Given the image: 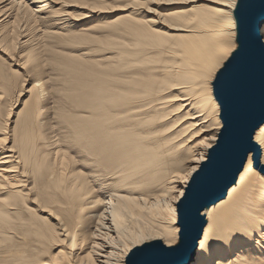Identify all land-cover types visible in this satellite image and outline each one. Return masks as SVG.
<instances>
[{
    "label": "bare ground",
    "instance_id": "1",
    "mask_svg": "<svg viewBox=\"0 0 264 264\" xmlns=\"http://www.w3.org/2000/svg\"><path fill=\"white\" fill-rule=\"evenodd\" d=\"M120 1L0 0V56L19 72L27 74L28 64H18L15 53L30 47L34 25L61 45L80 46L79 54L53 57L64 76L57 122L75 158L46 161L38 146L41 134L35 140L31 128L36 114L26 115L13 146L0 144V264H123L124 246L137 237L162 244L179 225L177 236L190 239L172 189L184 186L178 173L202 166L195 158L209 156L219 140L210 137L219 138L223 129L212 72L234 39L227 26L235 10L226 0H129L125 7L117 6ZM127 7L132 11L122 15ZM88 22L87 29L78 30ZM45 86L34 82L35 89ZM47 95L37 96L39 108ZM8 102L0 96V124L15 109ZM252 142L256 151L247 153L225 191L220 189L228 176L216 177L218 189L201 212L205 226L196 247L237 232L250 240L252 218L259 232L264 122ZM58 153L54 150L53 157ZM224 243L219 254L226 259L218 264H239L252 251L241 240L230 247ZM177 259L174 264H183L188 256ZM252 264L264 260L256 255Z\"/></svg>",
    "mask_w": 264,
    "mask_h": 264
},
{
    "label": "snow or ice",
    "instance_id": "2",
    "mask_svg": "<svg viewBox=\"0 0 264 264\" xmlns=\"http://www.w3.org/2000/svg\"><path fill=\"white\" fill-rule=\"evenodd\" d=\"M23 3V0H19ZM158 2H171V0H158ZM227 7L234 9L233 14H229L228 26L229 35L234 39L227 42L226 50L223 51L216 62L214 79L216 87L222 93H227L232 78L239 69L242 61L250 50H258L264 54V0H226ZM87 7V5H85ZM140 7H145L141 4ZM93 11L97 9L93 8ZM153 11L152 8L148 9ZM7 11V8H5ZM2 15V14H0ZM223 128L222 137L211 136V140L221 139L222 143L218 149L223 150L227 146L228 122L218 125ZM0 144L7 145V140H0ZM204 148H211L210 143H204ZM196 164L201 167H190L182 174L178 173V180L183 187L177 186L172 189L171 199L177 202V208L184 212L192 208L200 195L201 183L208 177L213 159L211 156L198 154L195 158ZM207 162V163H205ZM177 208H173L175 213ZM256 220L249 221L251 239L246 233L237 232L235 235L222 236L214 241L202 240L197 247H193L191 252L187 251L186 241L177 236L181 232L179 225L173 230L172 234L161 238L162 244H149L148 241L153 237L140 236L124 246L123 264H174V257L187 254L188 259L183 264H218L219 261L226 259L219 254V250L225 247V240L230 247L237 240H241L248 245L252 251L245 253L247 259L239 261V264H252L253 257L258 255L264 260V218L259 221V232L256 231ZM259 244L257 252L255 245ZM235 255V253H233ZM227 259H231L228 257Z\"/></svg>",
    "mask_w": 264,
    "mask_h": 264
},
{
    "label": "rangeland",
    "instance_id": "3",
    "mask_svg": "<svg viewBox=\"0 0 264 264\" xmlns=\"http://www.w3.org/2000/svg\"><path fill=\"white\" fill-rule=\"evenodd\" d=\"M131 1L124 0L123 2H117L116 4H118L117 6L125 7ZM139 1L147 2L148 0ZM72 11L77 13V10ZM131 11L132 7H127L125 13L122 15L127 14V12L130 13ZM89 22L78 30L87 29ZM227 29L228 31L230 30L229 26H227ZM29 35L33 38L30 47L21 49L15 53V61L18 64H28L27 74H24L23 71L19 72V68L16 67L13 62L9 61L7 57L0 56V62L3 64V69L0 72V96L3 97V95H5L6 99H9L8 105L10 102L15 105V109H12L11 112V119L9 120L6 118V123L0 124V139L7 137L9 146H13V142L16 140L14 135L15 131H18L22 124L25 123L26 115L29 113L36 114L37 117H39L38 122L31 126V128L35 127L36 131H38H34L33 137L35 140L37 139V134H41V140L38 136V146L40 147V150L45 153L46 161L51 158L57 160L60 158V155L75 158L74 152L67 150L63 128H60L57 122V118L60 114V111L58 110L60 104L59 93L62 92L63 89L64 76L56 69L57 65L53 57H57L55 52L79 54L78 51L80 46L74 43L61 45L59 44L61 43L59 40L50 39L47 38V35H43L36 25L30 28ZM30 54L34 55V57L29 60ZM214 72L215 69L212 74H214ZM13 73H15V75H13ZM27 76L29 77L27 78ZM35 80L45 82L46 86L41 89H35ZM41 91L47 92L48 98L39 108L36 104L38 103L37 96ZM6 103L7 101L5 100L3 105ZM7 106L3 107L4 112L8 110ZM39 126L47 127L38 130ZM17 135L21 136V133H17ZM55 140L59 143L57 147L53 146V141ZM30 146L31 149L35 147V145ZM54 150L60 151L61 153H58V155L53 157L52 152H54ZM152 233V236H158L156 233Z\"/></svg>",
    "mask_w": 264,
    "mask_h": 264
},
{
    "label": "water",
    "instance_id": "4",
    "mask_svg": "<svg viewBox=\"0 0 264 264\" xmlns=\"http://www.w3.org/2000/svg\"><path fill=\"white\" fill-rule=\"evenodd\" d=\"M214 89L221 107L223 124L226 120L228 122V140L223 150L217 147L222 143L221 139L211 149L209 156L212 157L213 163L208 177L201 183L200 195L192 208L181 212V220L187 223L190 231V239L188 242L186 240L188 252L192 251V247H196L205 226L201 212L211 202L218 189L215 184L218 174L219 177L228 176L227 184L220 189L223 192L235 180L247 153L257 149L252 137L264 122V54L255 49L250 50L234 74L227 93L219 91L216 82ZM224 131L222 129L219 137L223 136ZM181 257L182 255L172 259L178 260L177 258Z\"/></svg>",
    "mask_w": 264,
    "mask_h": 264
}]
</instances>
